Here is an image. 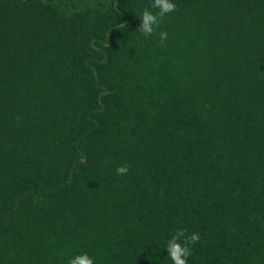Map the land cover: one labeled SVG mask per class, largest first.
I'll return each instance as SVG.
<instances>
[{
    "label": "trees",
    "instance_id": "obj_1",
    "mask_svg": "<svg viewBox=\"0 0 264 264\" xmlns=\"http://www.w3.org/2000/svg\"><path fill=\"white\" fill-rule=\"evenodd\" d=\"M175 2L0 0V264H264V0Z\"/></svg>",
    "mask_w": 264,
    "mask_h": 264
},
{
    "label": "clouds",
    "instance_id": "obj_2",
    "mask_svg": "<svg viewBox=\"0 0 264 264\" xmlns=\"http://www.w3.org/2000/svg\"><path fill=\"white\" fill-rule=\"evenodd\" d=\"M151 4L152 8L157 11L152 12L146 9L139 15L141 23L138 29L146 36L151 35L156 30L161 23L162 17L173 12L176 8L175 0H151ZM157 34L160 44H163L169 35L165 30H160ZM127 171V165H121L116 168L117 174H124ZM199 240L200 234L198 232H191V234L185 235V229H178L164 246L171 264H188L189 257L193 254V249L190 245H195ZM67 264H98V262L96 257L90 255L89 252L81 251L70 256Z\"/></svg>",
    "mask_w": 264,
    "mask_h": 264
},
{
    "label": "rangeland",
    "instance_id": "obj_3",
    "mask_svg": "<svg viewBox=\"0 0 264 264\" xmlns=\"http://www.w3.org/2000/svg\"><path fill=\"white\" fill-rule=\"evenodd\" d=\"M91 1V0H90Z\"/></svg>",
    "mask_w": 264,
    "mask_h": 264
}]
</instances>
